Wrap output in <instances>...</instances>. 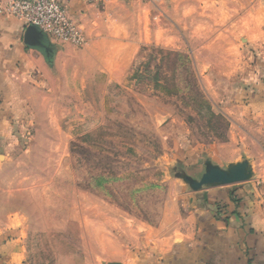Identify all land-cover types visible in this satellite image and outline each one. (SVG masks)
<instances>
[{
	"label": "rangeland",
	"instance_id": "obj_1",
	"mask_svg": "<svg viewBox=\"0 0 264 264\" xmlns=\"http://www.w3.org/2000/svg\"><path fill=\"white\" fill-rule=\"evenodd\" d=\"M255 2H154L146 37L119 51L126 64L107 65L116 51L102 45H67L56 86L31 93L15 138L0 141V229L21 237L26 264H82L97 217H175L193 192L174 168L199 178L203 159L245 158L264 181V121L241 105L264 58Z\"/></svg>",
	"mask_w": 264,
	"mask_h": 264
},
{
	"label": "crops",
	"instance_id": "obj_2",
	"mask_svg": "<svg viewBox=\"0 0 264 264\" xmlns=\"http://www.w3.org/2000/svg\"><path fill=\"white\" fill-rule=\"evenodd\" d=\"M157 1L164 0H61L82 29L84 48L102 45L116 51L107 58L110 66L131 59L119 51L137 49L139 35L146 37L151 6ZM255 3L261 8V0ZM24 30L21 21L0 17V141L15 138L13 129L24 111L25 99L30 103L31 93L45 95L44 91L56 86L59 59L67 52V44L52 43L55 56L46 61L40 52L25 46ZM133 33L138 35L136 39L131 38ZM258 62L255 83L245 91L248 100L241 105L252 107L264 121V58ZM263 194L264 181L258 179L232 189L187 194L175 217L166 216L158 227L97 217L101 224L87 234L82 264H264ZM88 222V217L83 218L85 226ZM0 264H26L23 241L12 231L0 229Z\"/></svg>",
	"mask_w": 264,
	"mask_h": 264
},
{
	"label": "built area",
	"instance_id": "obj_3",
	"mask_svg": "<svg viewBox=\"0 0 264 264\" xmlns=\"http://www.w3.org/2000/svg\"><path fill=\"white\" fill-rule=\"evenodd\" d=\"M0 17H9L34 25L53 44L74 47L85 45L82 29L68 14L61 0H6L0 4Z\"/></svg>",
	"mask_w": 264,
	"mask_h": 264
},
{
	"label": "water",
	"instance_id": "obj_4",
	"mask_svg": "<svg viewBox=\"0 0 264 264\" xmlns=\"http://www.w3.org/2000/svg\"><path fill=\"white\" fill-rule=\"evenodd\" d=\"M23 42L26 47L40 52L46 61L51 62L55 56V47L47 35L34 25L25 27ZM203 172L199 178H193L183 171L173 169L174 178L180 180L189 192H200L204 190L239 185L251 181L255 172L252 162L241 159L229 163L225 167L213 163L210 159H203Z\"/></svg>",
	"mask_w": 264,
	"mask_h": 264
}]
</instances>
